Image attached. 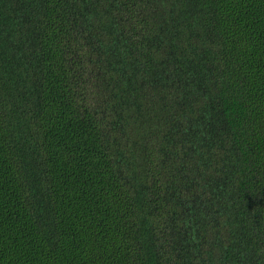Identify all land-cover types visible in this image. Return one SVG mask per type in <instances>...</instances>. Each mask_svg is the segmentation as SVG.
Returning a JSON list of instances; mask_svg holds the SVG:
<instances>
[{"label": "trees", "instance_id": "16d2710c", "mask_svg": "<svg viewBox=\"0 0 264 264\" xmlns=\"http://www.w3.org/2000/svg\"><path fill=\"white\" fill-rule=\"evenodd\" d=\"M0 264H264V0H0Z\"/></svg>", "mask_w": 264, "mask_h": 264}]
</instances>
